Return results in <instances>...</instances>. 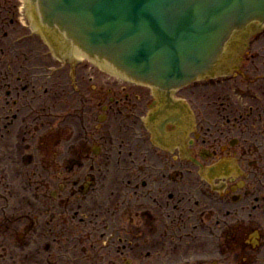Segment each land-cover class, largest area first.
<instances>
[{
	"label": "flooded vegetation",
	"instance_id": "obj_1",
	"mask_svg": "<svg viewBox=\"0 0 264 264\" xmlns=\"http://www.w3.org/2000/svg\"><path fill=\"white\" fill-rule=\"evenodd\" d=\"M35 26L0 0V264H264V28L167 92Z\"/></svg>",
	"mask_w": 264,
	"mask_h": 264
},
{
	"label": "water",
	"instance_id": "obj_2",
	"mask_svg": "<svg viewBox=\"0 0 264 264\" xmlns=\"http://www.w3.org/2000/svg\"><path fill=\"white\" fill-rule=\"evenodd\" d=\"M43 23L143 83L185 86L209 73L235 30L264 23V0H33ZM70 46V45H69ZM71 53L84 54L75 46ZM105 71L118 75L108 62Z\"/></svg>",
	"mask_w": 264,
	"mask_h": 264
}]
</instances>
